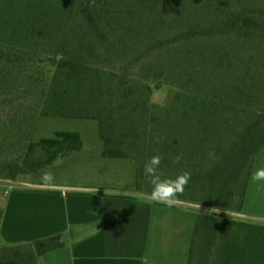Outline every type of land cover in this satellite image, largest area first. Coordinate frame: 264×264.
Masks as SVG:
<instances>
[{"label": "trees", "instance_id": "trees-1", "mask_svg": "<svg viewBox=\"0 0 264 264\" xmlns=\"http://www.w3.org/2000/svg\"><path fill=\"white\" fill-rule=\"evenodd\" d=\"M155 80L175 87L170 104L150 102ZM42 117L97 119L104 156L127 144L144 166L159 153L200 202L241 210L264 145V0H0V178L82 147L77 129L35 141ZM236 224L201 213L189 264H218ZM63 244H3L0 264H40Z\"/></svg>", "mask_w": 264, "mask_h": 264}, {"label": "crops", "instance_id": "crops-1", "mask_svg": "<svg viewBox=\"0 0 264 264\" xmlns=\"http://www.w3.org/2000/svg\"><path fill=\"white\" fill-rule=\"evenodd\" d=\"M16 180L0 178V207ZM23 182L28 187L9 192L0 241L21 244L61 234L64 244L40 255V264H189L198 218L211 206L179 199L170 208L135 191L64 184L43 189L41 182ZM247 192L241 210L215 208L237 220L218 264H264V210L246 211ZM7 223L10 233H4Z\"/></svg>", "mask_w": 264, "mask_h": 264}, {"label": "rangeland", "instance_id": "rangeland-1", "mask_svg": "<svg viewBox=\"0 0 264 264\" xmlns=\"http://www.w3.org/2000/svg\"><path fill=\"white\" fill-rule=\"evenodd\" d=\"M105 67L107 69L109 68V66ZM149 84L151 86L149 98L152 104H156L157 106H166L172 102L176 91L173 85L165 82H157L156 80L150 82ZM100 116H103L102 113L96 117L98 118ZM62 128L79 130L82 134V147L69 151L63 156L58 157L51 164L37 173H28L18 177L17 180L13 182L15 186L12 189L20 188L22 186L28 187V185H26L23 181H31V183L41 182L42 171L48 169L54 173L56 184L77 187L81 188V190H84V188L107 187L150 194L148 190L149 186L145 183L144 179H141L144 176V172H140L142 171L141 166H143L142 163H144V160L141 161V158L137 157L135 147L130 150V147H128L127 144H125V146L123 145L122 148L125 152L128 151L127 156L123 158H116L112 156L108 157L103 155V149L105 148L104 138L99 130L97 119L42 117L35 127L33 139L38 141L41 137L50 136L56 129ZM58 159L61 162L55 163ZM260 167H264V145L260 148L258 154L256 155L252 173ZM9 190L10 189H8L7 192ZM247 191L248 203L246 202V211L264 210V181L253 182L251 180ZM9 192L5 194L6 197L4 198L1 206L2 217L7 209V206L8 208L11 206V203L8 205ZM1 195L3 197L2 193ZM179 199H184L192 203H203L200 202L203 200H198L197 195L194 193L192 194V192L187 189L184 192V196ZM22 206L25 205L23 204ZM194 208L195 210L200 209L196 206H194ZM215 208L216 206H210L205 208L204 211L219 212L225 218L233 219V216L222 213ZM10 215L11 211H9L8 220H10ZM1 225L2 218L0 221V227ZM8 226L9 225L7 223L4 233H10V231H7ZM2 246L3 243L0 241V249Z\"/></svg>", "mask_w": 264, "mask_h": 264}, {"label": "clouds", "instance_id": "clouds-1", "mask_svg": "<svg viewBox=\"0 0 264 264\" xmlns=\"http://www.w3.org/2000/svg\"><path fill=\"white\" fill-rule=\"evenodd\" d=\"M95 0H92L94 4ZM181 155L175 156L172 160V164H179ZM162 157L159 153L153 155L144 164V175L149 179L152 185L151 192L147 199L149 201H155L167 205L168 207H174L177 205L179 198L183 195L185 187L188 185L191 179V173L188 170H184L174 178L168 177L164 171L160 169ZM58 159L55 163H60ZM250 179L253 182L264 181V167L257 168L251 175ZM40 187L43 189H52L57 187L55 182V175L51 170L45 169L41 174ZM93 193L97 189H92ZM200 208V204L198 205Z\"/></svg>", "mask_w": 264, "mask_h": 264}]
</instances>
